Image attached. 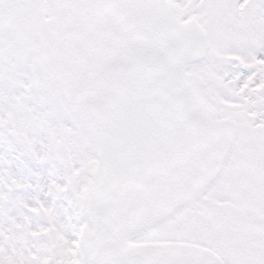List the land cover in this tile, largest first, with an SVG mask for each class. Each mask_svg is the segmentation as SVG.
I'll use <instances>...</instances> for the list:
<instances>
[{
    "label": "snow or ice",
    "instance_id": "obj_1",
    "mask_svg": "<svg viewBox=\"0 0 264 264\" xmlns=\"http://www.w3.org/2000/svg\"><path fill=\"white\" fill-rule=\"evenodd\" d=\"M185 2L175 0L176 7ZM61 6L0 0V264H199L173 255L126 259L117 246L150 238L213 248L245 229L221 205L239 196L236 165L248 142L264 149V0H230L244 27L220 41L187 33L180 23L190 17H180L165 40L163 66L137 71L140 38L121 43V76L140 110L141 132L133 146L113 147L94 193L87 189L100 145L92 114L57 77L61 52L50 41L59 33L35 31ZM225 54L243 63L221 61ZM207 69L219 77L214 83L202 87L189 78ZM161 72L168 79L163 94L153 91ZM256 204L264 214V174ZM163 217L157 230L138 231ZM194 222L215 223L219 233L193 240L174 227ZM228 264H264V240Z\"/></svg>",
    "mask_w": 264,
    "mask_h": 264
},
{
    "label": "rangeland",
    "instance_id": "obj_2",
    "mask_svg": "<svg viewBox=\"0 0 264 264\" xmlns=\"http://www.w3.org/2000/svg\"><path fill=\"white\" fill-rule=\"evenodd\" d=\"M175 2V0H172ZM58 4L63 6L57 7L53 11V15L45 21L43 25H41L38 29H35L36 34H43L47 32H56L59 33L58 36L51 38L52 46L58 48L61 52V55L57 61L56 72L57 77L63 84H67L66 82V73L64 70L63 64V55L67 52L66 46V29L73 23V15H72V0H56ZM230 0H218V1H210V0H200L199 5L196 9L191 7L185 16L195 15L198 19H200L203 23L206 22V25L211 28V40L220 41L225 37H230L233 34L239 35V25H244L242 21H236L231 9L229 8ZM205 5H209V7L205 8ZM182 9V8H181ZM35 26H29L28 30L32 31ZM225 55L220 56V60L229 63L225 59ZM199 75H201L207 84L209 82H215L219 79L216 75V72L213 69H207L206 71H193ZM69 85V84H68ZM211 92L212 89L208 88ZM217 97V96H216ZM97 139V137H95ZM92 183V180L89 182L88 189ZM87 189V192H88ZM87 250V241L85 242L84 249Z\"/></svg>",
    "mask_w": 264,
    "mask_h": 264
},
{
    "label": "water",
    "instance_id": "obj_3",
    "mask_svg": "<svg viewBox=\"0 0 264 264\" xmlns=\"http://www.w3.org/2000/svg\"><path fill=\"white\" fill-rule=\"evenodd\" d=\"M91 14L93 19L99 21L103 19L104 16L101 14V11L97 7L91 8ZM102 21V20H101ZM116 28L115 26H113ZM106 28L108 32H102L100 29ZM117 30L109 27L105 22L95 25L93 33L96 34L95 37L87 38L85 42V47L82 48L81 58L82 60H89V70L85 67L84 70V81L87 82L88 78L91 76L94 80V84L100 89L105 87L104 72L106 71V66L109 62H115L121 60V56L124 53L122 50L121 43L117 48V44H114V41L111 40L113 34H117ZM92 33V31H90ZM106 47V48H105ZM153 53L151 51L145 50L141 44L140 49L137 52L138 56L143 54ZM154 54V53H153ZM102 121V120H101Z\"/></svg>",
    "mask_w": 264,
    "mask_h": 264
}]
</instances>
